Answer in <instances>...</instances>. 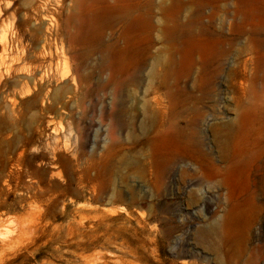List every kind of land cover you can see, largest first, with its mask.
<instances>
[{"label": "rangeland", "instance_id": "obj_1", "mask_svg": "<svg viewBox=\"0 0 264 264\" xmlns=\"http://www.w3.org/2000/svg\"><path fill=\"white\" fill-rule=\"evenodd\" d=\"M5 6L0 264H264V0Z\"/></svg>", "mask_w": 264, "mask_h": 264}, {"label": "bare ground", "instance_id": "obj_2", "mask_svg": "<svg viewBox=\"0 0 264 264\" xmlns=\"http://www.w3.org/2000/svg\"><path fill=\"white\" fill-rule=\"evenodd\" d=\"M13 1L14 0H0V11H1V5L3 6V4H6V8L5 9H9L11 7V5L13 4ZM134 1V0H132ZM15 3V2H14ZM131 11V10H130ZM3 14V13H2ZM1 16V14H0ZM20 18V17H19ZM4 20V19H3ZM3 22V21H2ZM1 22V23H2ZM1 23H0V26H1ZM4 27V26H3ZM7 27H5L6 29ZM9 31H4L3 34L1 35V39H0V50L3 51L2 53H4V55H8V53L11 52V49H13V41H11L9 39ZM18 51V50H17ZM20 52V51H19ZM22 53V52H21ZM2 55V54H1ZM4 58V57H2ZM7 60V59H6ZM19 59H17L18 61ZM21 60V59H20ZM2 61V60H1ZM6 62V61H4ZM3 62V63H4ZM2 65V64H0ZM4 66V65H3ZM7 66V65H6ZM2 67V66H1ZM5 68V66H4ZM9 68V67H8ZM23 70V69H22ZM19 71V70H18ZM21 71V70H20ZM21 73V72H20ZM23 73V72H22ZM181 77V76H180ZM20 78V77H19ZM21 79V78H20ZM134 79V78H133ZM15 83V82H14ZM13 85V84H12ZM172 127L175 128L176 132L180 135H185V130L179 128L177 125H173ZM179 136V135H178ZM246 136V135H245ZM248 136V135H247ZM246 138V137H245ZM199 145V143H198ZM261 156L264 155V150L262 151V153L260 154ZM260 158V157H259Z\"/></svg>", "mask_w": 264, "mask_h": 264}]
</instances>
